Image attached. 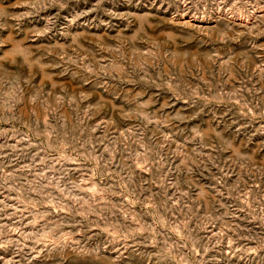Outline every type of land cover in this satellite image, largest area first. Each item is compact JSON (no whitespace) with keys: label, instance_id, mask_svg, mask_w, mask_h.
I'll use <instances>...</instances> for the list:
<instances>
[{"label":"rangeland","instance_id":"374dc122","mask_svg":"<svg viewBox=\"0 0 264 264\" xmlns=\"http://www.w3.org/2000/svg\"><path fill=\"white\" fill-rule=\"evenodd\" d=\"M0 264H264V0H0Z\"/></svg>","mask_w":264,"mask_h":264}]
</instances>
